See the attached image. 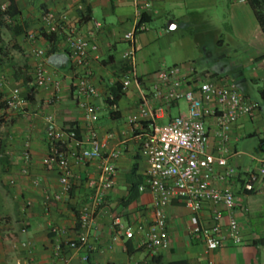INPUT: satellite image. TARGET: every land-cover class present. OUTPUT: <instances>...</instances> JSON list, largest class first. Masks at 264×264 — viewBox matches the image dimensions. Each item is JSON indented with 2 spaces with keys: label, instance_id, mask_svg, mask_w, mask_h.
<instances>
[{
  "label": "crops",
  "instance_id": "obj_1",
  "mask_svg": "<svg viewBox=\"0 0 264 264\" xmlns=\"http://www.w3.org/2000/svg\"><path fill=\"white\" fill-rule=\"evenodd\" d=\"M146 1L151 4L145 13L147 29L134 35L131 70L147 91H150L153 73L171 65L180 66L188 74L208 73L215 81H233L248 98V92L257 88L260 100L253 99L260 106L257 116L239 118L229 132L235 152L229 164L236 168L237 175L218 184L228 185L236 197L233 216L240 225L242 241L239 244L227 241L217 249L208 250L201 239L191 234L193 213L178 197L172 198L165 207L168 249L155 252L144 249L139 245L141 234L138 232L129 239L123 235L114 238L127 226L134 230L139 225L146 228L153 221V195L138 189L148 167L140 142L146 128H130L127 123V117L137 110L139 90L133 81L127 88L121 82L131 74L125 66L128 60L122 54L128 47L123 34L134 23V2L13 0L12 16L0 23V78H6L10 84H20L27 99L23 110L9 111L1 103L3 91L0 89V128H10L11 157L7 161L14 173L11 177L15 179V196L21 204L26 199L31 202L22 215L27 229L21 235L29 242L28 248H21L26 264H62L60 255L56 254V244L76 236L78 209L90 202L91 190L86 179L96 173L94 161L74 166L68 196L60 201L52 199L58 174L42 164L48 146L44 116L50 115L59 128L76 127L80 133L85 132V120L74 85L79 70L68 57L64 35L60 33L49 40L42 28L40 14L47 9L57 17L65 14L68 28L97 44V50L88 57V66L91 81L101 95L88 101L98 107L94 128L101 137L109 133L107 148L119 152L115 161V185L106 193L93 218L88 259H81L82 251L73 253L63 246L62 254L70 256L69 264H264V245L258 243L264 238V181L256 182L254 191L243 188L248 173L257 170L256 158L264 154V34L246 1ZM9 2L0 0V6L7 7ZM95 20L99 26L94 24ZM34 48L45 52L40 59L44 61L51 84L32 90L33 69L39 60L32 53ZM167 61L171 64L167 65ZM52 82L59 84L58 90ZM118 88L113 108L105 95ZM186 111L184 100L174 102L158 121L167 122ZM207 126L208 149L215 151L220 139L214 116L207 118ZM25 141L31 154L28 176L20 174ZM33 178L41 183L33 185ZM19 208L23 211L21 205ZM212 211V205L205 203L197 213L201 223H212ZM221 213V222L225 224L228 213L224 209ZM54 226L65 233H53L50 228Z\"/></svg>",
  "mask_w": 264,
  "mask_h": 264
},
{
  "label": "built area",
  "instance_id": "obj_2",
  "mask_svg": "<svg viewBox=\"0 0 264 264\" xmlns=\"http://www.w3.org/2000/svg\"><path fill=\"white\" fill-rule=\"evenodd\" d=\"M133 2L134 23L132 28L123 34L128 47L122 54L131 66L134 58L132 45L134 35L147 29V23L142 20V16L151 9V4L146 0ZM0 9L5 10L6 6H0ZM40 22L46 34L64 35L68 57L79 70L74 85L78 106L85 120V132L80 133L76 127L59 128L55 126L50 115L44 116V123L48 126L46 130L48 146L42 164L55 169L58 174L57 190L52 193V199L60 201L68 196L73 183L74 166L89 161H94L96 165V173L86 179V185L91 190L90 202L78 209V232L73 238H64L55 247L61 263L69 264L70 256L62 254L63 246L73 253L82 251L81 259L83 261L88 259L87 251L90 248L88 236L93 218L104 196L115 185L117 174L115 161L119 152L107 148L109 133L101 137L94 128L98 107L88 101L89 98H98L101 95L91 81L88 66V57L91 52L97 50V44L81 36L75 29L68 28L65 14L57 17L52 10L47 9L40 14ZM94 24L100 25L96 20ZM32 53L39 58L33 69L31 80L33 90L51 84V78L46 72L44 61L40 59L45 55L44 50L34 48ZM130 73V76L122 79V87L127 88L133 81L139 90V97L137 110L127 117V123L130 128H143L142 122L148 123L147 127H144L146 130L140 135L141 150L148 167L145 179L138 189L148 190L153 195V221L146 228L139 225L134 230L127 226L114 238L123 235L129 239L138 232L141 234L139 245L144 249L150 252L168 249L170 238L165 207L172 198L178 197L193 213L190 216L191 234L201 239L208 250L217 249L227 241L239 244L242 241L240 225L233 216L236 197L228 185L218 184L226 183L228 179L237 175L236 168L229 164L230 158L235 155L230 143V129L241 117L255 118L259 112V103L248 98L233 81H215L208 73L188 74L178 65L156 70L152 75L150 91L142 86L133 70ZM52 83L54 89L58 90L59 84ZM0 89L3 91L2 102L7 110L24 109L27 98L20 84H10L6 78L1 77ZM105 99L112 102L111 107L115 108L114 97L110 91L105 95ZM180 100L187 103L186 113L160 123L158 120L164 117L167 108ZM210 116L216 119L220 139L215 151L208 149L207 118ZM22 157L24 166L21 167L20 174L28 176V162L31 159L28 141L24 142ZM256 162L257 170L248 173L243 183L244 190L248 192L256 190V182L264 181V154L258 156ZM32 183L38 186L41 182L38 178H33ZM10 184H15L14 178H10ZM207 202L213 207L210 225L201 223L197 214ZM30 205V200H24L23 208ZM220 208L228 213L225 224L221 222ZM26 229V224L23 223L22 232H26ZM50 230L56 234L65 233L55 226ZM21 245L28 248L29 242L24 240Z\"/></svg>",
  "mask_w": 264,
  "mask_h": 264
},
{
  "label": "rangeland",
  "instance_id": "obj_3",
  "mask_svg": "<svg viewBox=\"0 0 264 264\" xmlns=\"http://www.w3.org/2000/svg\"><path fill=\"white\" fill-rule=\"evenodd\" d=\"M153 28V24L149 25ZM154 46H150L153 50ZM167 65L171 62L167 61ZM201 70H198L200 72ZM248 84L253 87L252 83ZM241 89H244L241 86ZM250 99L260 100V96L257 92V88H252L248 92ZM1 122V120H0ZM10 128H0V264H26L24 263L23 254L21 248L22 227H23V211L19 208L23 207V203H19L15 196V186L10 184V178L14 174L11 165L8 164L11 157L10 146L8 138L10 135ZM24 202V201H23Z\"/></svg>",
  "mask_w": 264,
  "mask_h": 264
},
{
  "label": "trees",
  "instance_id": "obj_4",
  "mask_svg": "<svg viewBox=\"0 0 264 264\" xmlns=\"http://www.w3.org/2000/svg\"><path fill=\"white\" fill-rule=\"evenodd\" d=\"M246 2H248V4L251 6L253 12H254V15L256 17V20L264 34V0H246ZM12 12H14V2L13 0H10L8 6L6 7L5 10H1L0 9V23L2 22V20L6 19V18H9L12 16ZM142 20L144 21L145 20V14L142 16ZM56 34H48V39L49 40H52L53 37H55ZM125 66H127L128 68V71L131 72V64L129 63V61H125ZM117 86V83L116 85ZM119 88L115 91V90H111V93L114 97V100L113 102H115L116 98L118 97L119 95ZM109 104H112V102L106 100ZM2 105L3 102L1 101ZM147 122H142V127H147ZM77 129V128H76ZM136 184L133 183V186H135ZM77 217H78V214H77ZM258 243L259 244H263L264 245V238H260L258 240Z\"/></svg>",
  "mask_w": 264,
  "mask_h": 264
}]
</instances>
